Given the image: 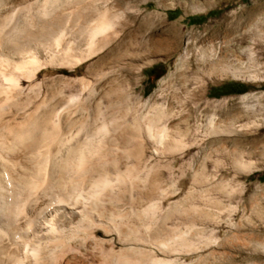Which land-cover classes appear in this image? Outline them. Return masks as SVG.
<instances>
[{"label":"rangeland","instance_id":"obj_1","mask_svg":"<svg viewBox=\"0 0 264 264\" xmlns=\"http://www.w3.org/2000/svg\"><path fill=\"white\" fill-rule=\"evenodd\" d=\"M73 1L70 0V2ZM75 1H81V4H85L87 9L91 7L89 8V13L86 14L90 19L105 9L111 16H119L117 25L119 36L117 35L106 45L107 47L104 46L101 52H97L96 55L94 54L88 60V63L91 64V70L88 74H86V66L83 64H79L73 70L62 67V69L52 71L47 68L45 71H40L36 77V81L39 83L37 87L35 86L37 90L33 88L34 86H27L26 78L22 77L20 83L24 88V93H26L25 99L21 101L22 103L20 102V105L18 104L8 109L6 113H9V115L16 113V118H22L27 112L39 107V115H43L48 111H52V114H54L57 110L55 108H60L69 98L76 97L75 99L78 98L80 100L87 97L91 105V117L89 116L87 129L91 126L93 129L91 131L86 129L85 131L88 132H80L78 135L79 141L87 135L89 138L92 137L90 138L91 141L96 142V139H94L96 137L94 136L102 122H109L112 117L118 116L114 126L118 125V127L126 128V138L122 142L123 146L128 144V147L124 146L125 149L134 151L137 146L143 145L142 148L147 153L144 151L145 156L143 155L144 158L142 157L141 160L140 158L135 159L130 152H123L128 156L121 154V161H118L117 164L113 165L112 162H109L110 165L98 166L99 168L93 172V176L109 168V171H111L112 167V171H114L116 169L124 170L133 166L134 172L138 177H131L130 181L134 183V186L130 188L127 185L125 191L118 196L119 200L117 198L111 203L110 201L109 203L106 202L101 209L99 207L95 210L96 212L93 211L92 215H95L91 216V219H85L84 222H75L65 226L60 235L61 237L59 236V240L63 245L56 247V250L53 251V245L47 246L48 243L43 240L31 242V246H38L42 251L40 259L43 262L40 263L264 264V0ZM40 2L41 0H38V3ZM86 2L89 4L92 2L93 6H88ZM87 9L84 10L85 13L86 11L88 12ZM83 13H80V16ZM87 17L83 19L85 23L80 17L78 18L82 23H80L81 21L78 18L76 20L83 26L90 20ZM153 39H159L160 42L161 40L171 42L170 48L164 50L161 44L155 48L151 43ZM81 42L78 47H84V42ZM204 49L209 54H212L211 56L215 54V56L222 58L220 64L224 70L219 68L213 71L210 70V57L200 58ZM185 56L189 58L183 59ZM213 57H211V60ZM198 66L200 67L199 69ZM58 70L60 73H58ZM110 70L113 71L111 72ZM109 71L110 73L106 74ZM184 71L192 74L187 83L190 87L197 90L196 92L194 91L196 104L192 100L193 97L189 96L182 86L180 87L183 82L180 74ZM43 74L45 79L42 76ZM83 75L87 76L85 78L89 82L90 88L81 92L80 83L74 81V78ZM94 77L96 78L94 79ZM66 83H69L71 88L62 90L63 92L60 94L61 87ZM170 86L171 88H169ZM41 89L42 91H40ZM201 91L205 94L203 99L197 98ZM56 94L58 96L55 97ZM36 98L39 100H36ZM44 99L48 101L47 108L39 105ZM147 100L157 102L156 104L169 103L173 110L180 112V115H188V121L190 119L188 125L192 132L188 135V138L187 136L185 137L188 143L186 139L185 141L183 139V142L188 145L192 141V133L195 132L199 145L189 148L181 159H174L175 154L164 155L165 157L160 156L161 158L159 156H156L157 158L150 157L151 142L146 139L142 132L143 130L140 128L141 119L150 108L148 105L144 106ZM205 101L212 106L207 108ZM18 106H21V108ZM81 110V108H77L71 110L72 112H62V118L60 117L62 121L60 125L62 124L61 126L63 127L60 130H63L62 132L66 131L69 126H77L83 121L85 114L83 111L81 113ZM95 110H98V114ZM213 113H215L216 117L215 123L222 120L224 125H226V120L230 115L238 116L234 131L228 134L222 128L218 136H209L206 120ZM104 115L106 117L105 121ZM67 116H71V119ZM95 117H97L99 123L95 121ZM118 120H120L119 123ZM73 123L75 124L73 125ZM125 123L126 125L124 126ZM172 130L174 131L175 129L171 128L170 134H173L172 137L177 139L176 131L172 132ZM130 131L133 134L129 133ZM138 136H140V141L143 140L141 143L138 140ZM130 137H133V139ZM217 138L220 143H213V140L217 141ZM201 139L203 140L201 141ZM216 147L220 152H211ZM209 152L211 153V158L208 157ZM203 153L208 155V167L206 170H198V164ZM215 158L219 160L217 170L213 167ZM231 158L233 160H243L245 163L240 162L236 167H233ZM180 163H182L181 167H179ZM147 171L150 177L156 178L155 186L157 190H171L173 192L171 196L161 201L158 212L152 218H147L146 216L145 218V214L140 211L149 203V200L143 197L142 192L145 193L153 185L150 177L147 178L148 180L145 179ZM211 174L214 176L213 179L205 181L204 176ZM197 177L199 179H196ZM89 179L87 181L85 179V184L84 181H82V184L80 182L78 187H76L77 189L75 188L73 191L76 192L82 186L81 190L84 193L79 190L80 193L82 195L88 194L89 189L91 190V179ZM203 183H206V185ZM202 185L203 187H201ZM204 188H206L205 192L209 200L202 204L196 195L199 190ZM79 191L76 193H79ZM187 192L196 194L185 201L188 207H197L193 210V216L198 214L213 215L217 210L223 216H221V220L214 222L209 219L191 218L193 222L192 220H187L185 223H180L176 217L168 220L160 218L168 201L180 199ZM119 201L121 203H118ZM130 204L134 206L132 207ZM107 210L113 213L110 214ZM129 210L130 215H128ZM133 213L136 214L133 215ZM121 214L124 215V219L121 221L113 217L114 221L111 217V215ZM130 216L134 219H130ZM91 221L94 222V225ZM130 221H133V223ZM82 223L86 225L84 224L83 226ZM102 223H104V226ZM124 224L126 225L124 226ZM110 225H113V227H110ZM81 226L88 228V231L81 229ZM92 228L95 229L92 230ZM99 228L101 229L99 230ZM105 228L109 229V232ZM80 229L81 231H79ZM91 230L95 233V239L90 236ZM180 232L186 234L185 247L180 246L175 251L174 249H168L167 253L160 250L158 239L173 240ZM73 233L75 234L73 235ZM161 233L164 234V237ZM101 239H106V242H101ZM154 241H156L155 244ZM173 243L177 245L179 242L175 240ZM17 245L20 249L19 251L22 252V243L17 241ZM130 246L133 248H129Z\"/></svg>","mask_w":264,"mask_h":264},{"label":"bare ground","instance_id":"obj_2","mask_svg":"<svg viewBox=\"0 0 264 264\" xmlns=\"http://www.w3.org/2000/svg\"><path fill=\"white\" fill-rule=\"evenodd\" d=\"M81 3H82L81 1L76 2L75 0L73 2H70V0H41L40 3H38V0H0V264H41L43 262L40 259V253L42 251L38 246H31L30 245L31 242L43 240L46 243H48L47 246H49L50 244L53 245V251L56 250V247L63 245L62 242H60L59 240V236L63 232L65 226L75 222L76 223L77 222L81 223L82 221L84 222L85 219L87 220L91 219L90 217L95 215V214L92 215L93 211L96 212L95 210L99 207L101 209V207L104 206L106 202L109 203L110 201L111 203V201L117 199L120 193L125 191L127 185L130 188L134 186V183L130 181L131 177H138V175H136V173L134 172L135 169L133 166L127 168L124 167L125 168L124 170L116 169L114 171H112L113 167L111 166L112 167L111 171H109L110 170L109 168L108 170L102 171L98 174L96 173L97 175L96 176L94 175L95 178L92 175L93 172H95L97 168L100 167V165L103 166L104 164L110 165L111 162L113 163V165L115 163L117 164L118 161H121L120 159L121 154L127 155L124 153L130 152L131 154H133L135 159H139V158L141 159L143 155L145 156L144 151L146 152V150L142 148L143 145L142 146L139 145V147L137 146L136 147L137 149H135L134 151L125 149V147H128L127 146L128 144L124 145L125 147L122 145L123 139L126 138L125 133L127 131L125 130L126 128L124 129L121 128L120 126L118 127V125L114 126L115 122L117 121L116 118L118 116L114 118L112 117L109 122H102L96 135L94 136L96 137L94 138L96 139V142L91 141L90 138L92 137L89 138L87 135H85L83 139L79 141L78 135L80 134V132L85 131L87 129L88 120L91 112L90 100L88 101L87 97H84V99H80V100L78 98L75 99L76 97L69 98L67 101L63 103V105L60 108H55L57 110L54 114H52V111H48L45 114H43L42 112L43 115H39L38 114L39 107L34 108L33 110L27 112L26 114L23 112L25 115L22 118H16L15 112L14 115H9V113H6L8 109L12 108L13 106L15 107V105L18 104L20 105L22 103L21 101L25 99L26 93H24V88L21 86L20 83L22 77L26 78V81L28 82L27 86L30 87L34 86L33 88L36 89L37 84H39L36 81L37 75L39 74L40 71L41 72L42 70L45 71L47 68H49L52 71L60 68L62 69V67H65L68 70H73L79 64H83L86 66L85 72L86 74H88L91 70V64L88 63V60L94 54L96 55L97 52L99 51L101 52V49L104 46L108 45V43L118 35L117 25L119 23L118 22L119 16L118 17L114 15L111 16V14H109V12H107V10L105 9L103 10V12L97 14L96 16H94V18L90 19L89 17H87L88 15L86 14L89 13L90 10L89 8L91 7L87 9V6ZM87 5L91 6L92 2L91 4L87 3ZM85 9H87L88 12L86 11L85 13L84 11ZM80 13H83L84 15L82 14L80 16ZM84 16L87 17V19L89 18L90 20H88L87 24H83L82 26L78 22L81 21L80 19H82V21L83 19H86ZM78 17H80V19ZM76 18H78L79 21L76 20ZM82 21L80 23H82ZM83 23L85 22L83 21ZM81 41L84 42V47L82 46L78 47V44L80 45ZM151 43L152 46H154L155 48L158 47L159 44H161L164 50H168L171 45V42L166 40L163 41L161 40L160 42L159 39H153ZM211 55L212 54H209L208 51L204 49L201 52L200 58L204 59L207 58V56L210 57V62H209L210 70L213 71L217 68H219L220 70H224V68L220 64L222 58L215 56V54H213L214 57ZM211 57H213L212 60ZM188 58H186L185 56L183 59H188ZM199 68L200 67L198 66V69ZM110 71L107 72L106 74L110 73ZM58 73H60L59 70ZM180 75L182 76V80H183L180 87L182 86L185 89L186 93L189 94V96L193 97L192 100L196 104V99L194 97L196 96V94L194 93V91L196 92L197 90H195L193 87H190L187 83L190 77L192 76V74H188L186 73V71H184ZM42 76L44 78L45 75L43 74ZM85 76L86 75L74 78V81H78L80 83L81 92H83L85 89L90 88L89 87L90 84L86 80ZM95 78L96 77H94V79ZM104 80H105V76H104ZM171 86L169 88H171ZM70 88L71 86L69 83L64 84L63 87H61L60 89V94L61 92H63L62 90L70 89ZM40 91H42V89ZM56 96L58 95L56 94L55 97ZM90 96L88 97L90 98ZM189 96L188 98H190ZM204 97L205 94L201 91V93L198 94L197 98L203 99ZM37 99L38 98H36V100ZM45 99L44 101L39 103V105L42 106L43 108L46 107L48 103V101H45ZM156 103L151 102L150 100H147L144 103V106L148 105L150 108L148 112L142 117L140 124V128L143 130L142 132L144 133L146 139H148L149 142H151L149 156L160 157L164 155L175 154L176 156L174 155V159H178V158L181 159L183 155L185 156V153H187V150L189 148L197 144L199 145L198 143L199 141L195 136V132L192 133V138H191L192 141L188 145H186L183 142V139L185 141L186 139L185 137L187 136L188 138L189 137L188 135H190V133L192 132L191 131L192 129L190 130V127L188 125L190 119L188 121V115L182 116L180 115L179 111L173 110L172 106L169 103L166 102H163L162 104L161 103L156 104ZM205 103L207 108H210L212 106L207 101H205ZM109 106L112 107L111 105ZM18 107L21 108V106ZM77 108L82 109L81 113L83 111V113L85 114V118L82 119L83 121L81 120L82 122H80L77 126L74 127L69 126L70 128L68 127L66 131L62 132L63 130L62 131L60 130V128L62 127L61 126L62 124L60 125V123L62 122L61 121L62 112L63 111L69 112ZM194 108L196 109V107ZM26 109L25 111H27ZM68 118L71 119V116ZM215 118H216L215 113H213L212 115L208 116L206 120L207 122L206 128L208 129L209 136H213V137L218 136L222 128L226 130V133L228 134L232 133L235 127L234 125L238 120V116L230 115L226 120V125H224L222 120H219L218 123H215ZM95 119L93 120L98 121L97 123H99L97 117H95ZM105 120L106 117L104 115V121ZM119 121L120 120H118V123ZM74 124L75 123H73V125ZM125 125L126 123L124 124V126ZM91 127L88 128L87 130L90 129L91 131V129H93ZM171 128L175 129L174 131H176L175 135H177L178 137L177 139L172 137L173 134H170ZM131 131L133 132V130ZM131 131L129 133L133 134L134 132L132 133ZM174 131L172 130V132ZM127 135L129 136V134ZM128 136L127 138L129 139ZM130 138L133 139V137ZM138 138L137 139L141 143V141L143 140L140 141V136H138ZM202 140L203 139H201V141ZM218 140H219L218 138L217 141L213 140V143L219 142ZM186 142L188 143V140ZM211 152L218 153L220 151L216 147L213 148ZM210 154H211L210 152L208 154L209 156L206 153L202 154L201 160L199 161L198 164V170H204V169L206 170V168L208 167L207 158L208 157L211 158ZM231 162L233 167H236L240 162L245 163L243 160L240 161L236 159L235 160L232 159ZM213 163H214L213 165L214 169L217 170L219 167V160L215 158L213 160ZM181 166L182 163L179 164V167ZM148 177L150 176H149V172L147 171L145 174V179H147ZM213 177L214 176L212 174L208 176H204V180L211 181ZM89 178L91 179V186H90L91 190L89 189L88 194L86 195L83 194L84 195L83 196L82 193H80L79 190L82 189V186L81 189H79L80 188L79 186L78 188L79 190H76V192L79 191V193L73 191V189L78 187V184L80 182L82 184V181H84L85 184V179L87 181V179ZM150 179L153 182V185L150 187L149 190L147 189L145 193L142 192L143 197L149 200V203L147 204V206H145L143 209L140 210L141 213L145 214L144 217L146 216L147 218H152L154 215H156V213L159 210L161 201L163 199H167L173 193L171 190H157L155 186L156 178L152 176L150 177ZM196 179L199 178L197 177ZM203 184L206 185V183ZM201 187H203V185ZM205 190L206 188L199 190V193L197 195L191 194V192H187L180 199L168 201L167 206L162 211L160 218H162L163 220H168L173 217H176L177 221H179L180 223H185L187 220H192L194 218H198L202 220L209 219L210 221H214V222L221 220L222 215L220 211L216 210V212L213 215L198 214L196 216H193L192 214L193 210L196 209L197 207H188L186 205L185 201H187L190 197L194 195L198 196L202 204H205L209 200V197L207 196ZM81 192L83 191L81 190ZM129 196L132 197L131 195ZM118 203L121 202L119 201ZM128 212H127L128 215H130L131 214L130 210ZM111 213L113 212H110V214ZM134 214L136 213H133V215ZM111 217L112 218L115 217V219H118L120 221L124 219L123 214L115 215V216L111 215ZM130 219H134V218L133 217L131 218L130 216ZM118 220L116 221L118 222ZM133 221L130 222L133 223ZM82 224L84 226L85 223ZM92 224L94 225V222H92ZM103 224L104 223H102V225ZM125 225L126 224H124V226ZM83 226H81V229L88 231V228H85ZM105 227L107 228L106 224ZM110 227H113V225L112 226L110 225ZM81 229L79 231H81ZM93 229L95 228H92V230ZM100 229L101 228H99V230ZM108 230L107 232H109ZM90 233H91L90 236L95 239V235H94L95 233L93 231ZM74 234L75 233H73V235ZM161 234L162 236L164 235L163 233ZM149 239L151 238L149 237ZM185 239H186V234L184 232H180L178 235H176V237L173 240L158 239L157 241L160 250L166 252L168 251V249H174L175 251V249H179L180 246L185 247L186 244ZM175 240L179 242L177 245L173 243V241ZM17 241L22 243L23 245L22 252L19 251L20 249L17 245ZM102 241L105 243L106 239H101V242ZM155 242L156 241H154V244ZM95 244L97 243L95 242ZM129 248H133V247L130 246Z\"/></svg>","mask_w":264,"mask_h":264}]
</instances>
